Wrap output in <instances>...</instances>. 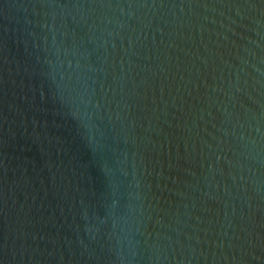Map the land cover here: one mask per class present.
<instances>
[{"label":"water","instance_id":"obj_1","mask_svg":"<svg viewBox=\"0 0 264 264\" xmlns=\"http://www.w3.org/2000/svg\"><path fill=\"white\" fill-rule=\"evenodd\" d=\"M0 264H264V0H0Z\"/></svg>","mask_w":264,"mask_h":264}]
</instances>
